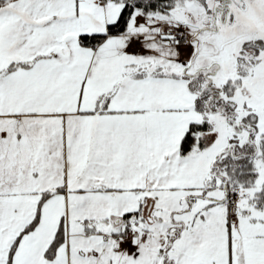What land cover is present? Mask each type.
<instances>
[{
    "label": "snow or ice",
    "instance_id": "1",
    "mask_svg": "<svg viewBox=\"0 0 264 264\" xmlns=\"http://www.w3.org/2000/svg\"><path fill=\"white\" fill-rule=\"evenodd\" d=\"M0 264H264V0H0Z\"/></svg>",
    "mask_w": 264,
    "mask_h": 264
}]
</instances>
